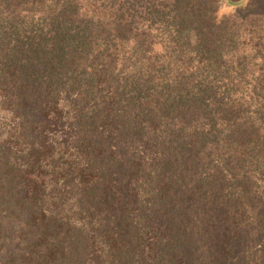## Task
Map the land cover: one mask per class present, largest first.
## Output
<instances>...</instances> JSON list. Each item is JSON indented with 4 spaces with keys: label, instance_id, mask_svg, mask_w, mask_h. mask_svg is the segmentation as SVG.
Masks as SVG:
<instances>
[{
    "label": "trees",
    "instance_id": "obj_1",
    "mask_svg": "<svg viewBox=\"0 0 264 264\" xmlns=\"http://www.w3.org/2000/svg\"><path fill=\"white\" fill-rule=\"evenodd\" d=\"M0 264H264V1L0 0Z\"/></svg>",
    "mask_w": 264,
    "mask_h": 264
},
{
    "label": "rangeland",
    "instance_id": "obj_2",
    "mask_svg": "<svg viewBox=\"0 0 264 264\" xmlns=\"http://www.w3.org/2000/svg\"><path fill=\"white\" fill-rule=\"evenodd\" d=\"M245 1H248V0H245ZM261 1H264V0H261Z\"/></svg>",
    "mask_w": 264,
    "mask_h": 264
}]
</instances>
